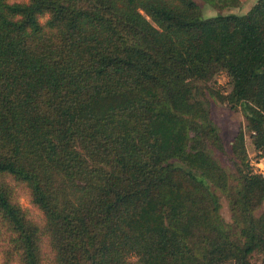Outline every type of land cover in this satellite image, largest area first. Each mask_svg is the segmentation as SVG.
<instances>
[{
	"label": "trees",
	"instance_id": "obj_1",
	"mask_svg": "<svg viewBox=\"0 0 264 264\" xmlns=\"http://www.w3.org/2000/svg\"><path fill=\"white\" fill-rule=\"evenodd\" d=\"M248 138L264 161V0H0L1 264H264Z\"/></svg>",
	"mask_w": 264,
	"mask_h": 264
},
{
	"label": "rangeland",
	"instance_id": "obj_2",
	"mask_svg": "<svg viewBox=\"0 0 264 264\" xmlns=\"http://www.w3.org/2000/svg\"><path fill=\"white\" fill-rule=\"evenodd\" d=\"M194 1H196L200 6L201 16L203 19L229 15H246L257 2V0H240V3H237V0H213L212 2H208L205 0ZM219 81L221 85L226 86V79L224 77L220 78ZM211 111L213 119L221 131V135L226 147V153L227 155H230L233 141L237 136L241 126L244 125V118L239 111L232 110L228 106L223 105L219 102H213L211 104ZM247 146L252 166L253 163L256 162V160L254 158L255 152L252 146V142L249 138L247 140ZM215 156L219 163L227 171L232 174L235 173L234 167L229 161L228 156L220 153H215ZM219 195L221 197L222 203L221 216L226 222L230 223L232 221V214L230 211L229 203L223 195H221L220 193ZM16 199L31 219L35 220L36 222H42L43 217L41 212L30 203V199L27 193L19 187H17L16 189ZM1 262L2 252L0 249V264ZM254 264H261V262L259 260H256Z\"/></svg>",
	"mask_w": 264,
	"mask_h": 264
},
{
	"label": "built area",
	"instance_id": "obj_3",
	"mask_svg": "<svg viewBox=\"0 0 264 264\" xmlns=\"http://www.w3.org/2000/svg\"><path fill=\"white\" fill-rule=\"evenodd\" d=\"M254 165V166H253ZM253 167H255V173H258L260 175H262L264 177V161H261V162H255L253 163Z\"/></svg>",
	"mask_w": 264,
	"mask_h": 264
}]
</instances>
